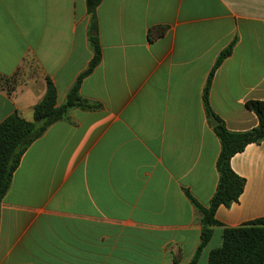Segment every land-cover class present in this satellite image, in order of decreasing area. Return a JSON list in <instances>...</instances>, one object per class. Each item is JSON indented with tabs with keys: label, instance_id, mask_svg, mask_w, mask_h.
Masks as SVG:
<instances>
[{
	"label": "crops",
	"instance_id": "1",
	"mask_svg": "<svg viewBox=\"0 0 264 264\" xmlns=\"http://www.w3.org/2000/svg\"><path fill=\"white\" fill-rule=\"evenodd\" d=\"M102 61L81 95L102 108L75 109L22 157L1 204L0 264H189L202 213L218 185L221 145L203 103L233 132L258 126L247 108L264 101V0H103ZM86 0H0V124L32 121L46 78L65 102L93 59ZM167 27L149 41L153 27ZM33 66V67H32ZM245 180L221 206L198 264L222 247L224 228L264 217V141L231 160Z\"/></svg>",
	"mask_w": 264,
	"mask_h": 264
},
{
	"label": "trees",
	"instance_id": "2",
	"mask_svg": "<svg viewBox=\"0 0 264 264\" xmlns=\"http://www.w3.org/2000/svg\"><path fill=\"white\" fill-rule=\"evenodd\" d=\"M102 2L103 0H86V9L90 17L88 39L93 59L88 68L76 79L65 102L58 106L57 88L47 77V90L43 100L34 108L33 120H25L15 113L0 124V217L3 199L9 192L13 175L29 147L41 138L50 126L67 120L71 111L75 109L95 111L102 108L101 104L89 101L81 95V85L84 79L91 75L102 61L97 16V9ZM167 30L168 28L164 26L149 29V41L164 36ZM235 43L236 40L219 55L203 94V103L209 121L211 116H215L219 122L217 126L213 127L221 145L216 164L219 181L208 207H204L187 193L193 206L203 215L200 245L189 264H198L201 252L213 237L214 228L222 226L215 218L217 210L221 206L230 207L239 200L244 192L245 180L233 171L231 160L237 154L242 153L248 145L260 144L264 141V101L247 103V108L257 116L259 124L244 132L228 130L224 121L215 115L210 104V90L214 73L231 56ZM18 75L19 73L10 78L0 76V85L15 82ZM222 238V247L210 252L208 264H264V217L237 228H224Z\"/></svg>",
	"mask_w": 264,
	"mask_h": 264
},
{
	"label": "rangeland",
	"instance_id": "3",
	"mask_svg": "<svg viewBox=\"0 0 264 264\" xmlns=\"http://www.w3.org/2000/svg\"><path fill=\"white\" fill-rule=\"evenodd\" d=\"M32 73H34V67L33 68H29L28 66L24 67L22 69V72L20 73V75L18 77V81L23 82L24 79H26L29 76L33 75Z\"/></svg>",
	"mask_w": 264,
	"mask_h": 264
},
{
	"label": "water",
	"instance_id": "4",
	"mask_svg": "<svg viewBox=\"0 0 264 264\" xmlns=\"http://www.w3.org/2000/svg\"><path fill=\"white\" fill-rule=\"evenodd\" d=\"M210 121L213 127L217 126L219 123L218 120L215 118V116H211Z\"/></svg>",
	"mask_w": 264,
	"mask_h": 264
}]
</instances>
